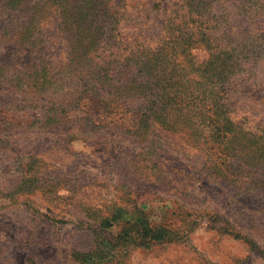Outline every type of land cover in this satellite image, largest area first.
<instances>
[{
    "label": "rangeland",
    "instance_id": "374dc122",
    "mask_svg": "<svg viewBox=\"0 0 264 264\" xmlns=\"http://www.w3.org/2000/svg\"><path fill=\"white\" fill-rule=\"evenodd\" d=\"M5 26L0 264H264V0H0Z\"/></svg>",
    "mask_w": 264,
    "mask_h": 264
},
{
    "label": "trees",
    "instance_id": "16d2710c",
    "mask_svg": "<svg viewBox=\"0 0 264 264\" xmlns=\"http://www.w3.org/2000/svg\"><path fill=\"white\" fill-rule=\"evenodd\" d=\"M12 27L11 26H5V27H3V28H1L0 29V32H2V33H6V31H12ZM20 30V35H25V36H27V37H30V38H34L35 39V37L36 36H40L41 35V30L39 29V28H37V27H34V25H32V26H30V27H28V26H23V28H21V29H19ZM18 30V31H19ZM38 59V58H37ZM37 59H35L36 61H37ZM75 65V64H74ZM37 66V65H36ZM39 66H42L45 70H46V66H48L49 68H50V65L49 64H47V62H41V63H39ZM37 68H39L38 66H37ZM88 75H91V73L89 72L88 73ZM143 108H145L146 109V107H143ZM142 108V109H143ZM169 108L170 109H173V107H170L169 106ZM143 111V110H142ZM136 225H138V226H142V225H144V222H139L138 224H136ZM149 228V227H148ZM150 232H152V230L150 231Z\"/></svg>",
    "mask_w": 264,
    "mask_h": 264
}]
</instances>
